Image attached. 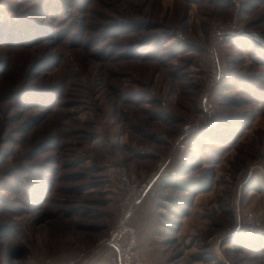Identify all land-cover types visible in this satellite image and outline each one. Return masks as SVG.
<instances>
[{
	"label": "rangeland",
	"instance_id": "374dc122",
	"mask_svg": "<svg viewBox=\"0 0 264 264\" xmlns=\"http://www.w3.org/2000/svg\"><path fill=\"white\" fill-rule=\"evenodd\" d=\"M252 33L264 0H0V264H111L154 175L129 218L146 264H264Z\"/></svg>",
	"mask_w": 264,
	"mask_h": 264
},
{
	"label": "built area",
	"instance_id": "2783aa9c",
	"mask_svg": "<svg viewBox=\"0 0 264 264\" xmlns=\"http://www.w3.org/2000/svg\"><path fill=\"white\" fill-rule=\"evenodd\" d=\"M154 181L155 176L150 179V181L145 184L143 188H138L136 193H133V197L135 194L139 193L141 197L139 200H136L133 203V197L131 198L130 196H127L124 199L122 206L125 212L115 227L109 231L108 238L106 240V244L112 249V256L110 258L111 264H146L139 247L137 231L132 225L129 224V218L132 215L134 205L141 202V199L145 196V194H147ZM247 220L252 226H254L253 224L258 221L256 215L252 213L247 215ZM86 257L87 254H81L77 261L85 259ZM76 262H54L49 259L44 264H75Z\"/></svg>",
	"mask_w": 264,
	"mask_h": 264
},
{
	"label": "trees",
	"instance_id": "16d2710c",
	"mask_svg": "<svg viewBox=\"0 0 264 264\" xmlns=\"http://www.w3.org/2000/svg\"><path fill=\"white\" fill-rule=\"evenodd\" d=\"M192 161L193 162L190 161L189 164L198 165V163H199V162H195V160H192ZM212 177H213V173L211 171H209V173H207L205 176L206 179L203 180L202 182L206 185L207 184L210 185L211 182L213 181ZM169 183H171V185L174 186V184L172 182H168V184ZM203 183L198 185V184H194L193 182H190L189 180H185V181H183L182 185L177 184L176 187H179V189L189 193V195L192 193L193 195L197 196L203 192L209 191V189H210L209 186H208V188H203V186H202ZM172 202H173V200H172ZM139 247L141 249L140 242H139Z\"/></svg>",
	"mask_w": 264,
	"mask_h": 264
},
{
	"label": "water",
	"instance_id": "95a60500",
	"mask_svg": "<svg viewBox=\"0 0 264 264\" xmlns=\"http://www.w3.org/2000/svg\"><path fill=\"white\" fill-rule=\"evenodd\" d=\"M250 36L255 40H257L258 42L264 44V38L260 37L257 33H252L250 34Z\"/></svg>",
	"mask_w": 264,
	"mask_h": 264
},
{
	"label": "bare ground",
	"instance_id": "6f19581e",
	"mask_svg": "<svg viewBox=\"0 0 264 264\" xmlns=\"http://www.w3.org/2000/svg\"><path fill=\"white\" fill-rule=\"evenodd\" d=\"M154 176H155V175H154ZM154 176H152L151 179H152Z\"/></svg>",
	"mask_w": 264,
	"mask_h": 264
}]
</instances>
